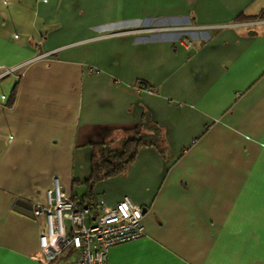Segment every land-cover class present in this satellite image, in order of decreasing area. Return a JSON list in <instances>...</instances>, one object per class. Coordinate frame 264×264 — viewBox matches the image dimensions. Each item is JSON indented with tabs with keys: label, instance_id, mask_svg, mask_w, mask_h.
<instances>
[{
	"label": "crops",
	"instance_id": "0c3cea01",
	"mask_svg": "<svg viewBox=\"0 0 264 264\" xmlns=\"http://www.w3.org/2000/svg\"><path fill=\"white\" fill-rule=\"evenodd\" d=\"M263 12L264 0H0V264H42L34 207L54 178L85 205L142 209L144 235L107 264H264ZM139 134L135 161L89 190L91 145Z\"/></svg>",
	"mask_w": 264,
	"mask_h": 264
},
{
	"label": "built area",
	"instance_id": "2783aa9c",
	"mask_svg": "<svg viewBox=\"0 0 264 264\" xmlns=\"http://www.w3.org/2000/svg\"><path fill=\"white\" fill-rule=\"evenodd\" d=\"M137 91L153 93V88L140 84ZM1 102L6 103V97ZM46 197V207H34V216L42 220L38 239L42 264L52 262L63 253L75 254L67 264H107L112 247L137 240L145 233L142 209L130 198H123L106 211L101 205L91 203L80 207L66 194L57 178L53 179V187Z\"/></svg>",
	"mask_w": 264,
	"mask_h": 264
},
{
	"label": "trees",
	"instance_id": "16d2710c",
	"mask_svg": "<svg viewBox=\"0 0 264 264\" xmlns=\"http://www.w3.org/2000/svg\"><path fill=\"white\" fill-rule=\"evenodd\" d=\"M263 16L264 12L258 18L261 19ZM14 97L15 89L12 91L8 106H12ZM144 145H147V142H145V137L141 134H139L137 138H126L125 140L120 141L117 145H113L112 142L92 144V176L87 181L89 190L93 187L95 182L113 178L122 173L129 164L135 161L134 159L136 158L140 147ZM87 197L91 199L90 203L92 205H99L90 195ZM74 199L79 203L80 207L85 206L87 201V198H82L81 200H78L77 198Z\"/></svg>",
	"mask_w": 264,
	"mask_h": 264
}]
</instances>
